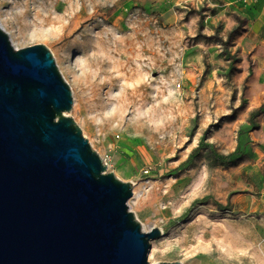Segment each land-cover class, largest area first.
<instances>
[{
    "label": "rangeland",
    "instance_id": "obj_1",
    "mask_svg": "<svg viewBox=\"0 0 264 264\" xmlns=\"http://www.w3.org/2000/svg\"><path fill=\"white\" fill-rule=\"evenodd\" d=\"M0 25L16 49L52 53L73 95L67 116L107 172L133 184L143 231H163L150 264H264V200L239 165L254 156L252 126H239L234 150L216 135L246 85L220 114L201 102L212 62L199 75L185 54L198 31H172L135 0H0Z\"/></svg>",
    "mask_w": 264,
    "mask_h": 264
},
{
    "label": "water",
    "instance_id": "obj_2",
    "mask_svg": "<svg viewBox=\"0 0 264 264\" xmlns=\"http://www.w3.org/2000/svg\"><path fill=\"white\" fill-rule=\"evenodd\" d=\"M73 102L50 50L16 49L0 25V264H150L163 231H143Z\"/></svg>",
    "mask_w": 264,
    "mask_h": 264
},
{
    "label": "crops",
    "instance_id": "obj_3",
    "mask_svg": "<svg viewBox=\"0 0 264 264\" xmlns=\"http://www.w3.org/2000/svg\"><path fill=\"white\" fill-rule=\"evenodd\" d=\"M135 1L137 5L159 14V19L172 31L200 33L191 47L186 48L185 54L196 59V63L191 62L190 71L195 67L199 75H203L206 69L205 60L212 62L211 80L204 82L200 90L201 102L211 101L220 114V110L235 99L239 103L234 92L245 82L243 100L235 106L238 109L244 105V108L238 111L234 120L222 124L216 132L221 146L234 150L239 126L250 125L251 111L264 103V0ZM236 17L244 21L242 31L228 47L229 51L223 53L222 42L219 43L218 39L227 40L229 33L238 25ZM225 77L230 82H224ZM232 81H236L237 87ZM256 125L248 135L254 156L249 162L244 160L239 165L241 172L250 179H246L250 197L258 195L264 200V114L257 119Z\"/></svg>",
    "mask_w": 264,
    "mask_h": 264
},
{
    "label": "trees",
    "instance_id": "obj_4",
    "mask_svg": "<svg viewBox=\"0 0 264 264\" xmlns=\"http://www.w3.org/2000/svg\"><path fill=\"white\" fill-rule=\"evenodd\" d=\"M244 25V21H242L241 19H238V25L237 27H235L228 35L227 40L226 41H221L223 46L229 47L232 42L240 35L242 28ZM244 108V105H241L238 109H235L234 112H237L241 109ZM264 114V103L261 107H259L258 109H255L253 111H251L250 116H249V124L252 126L251 128H256V121L257 119ZM235 118V116L230 117L229 119H233Z\"/></svg>",
    "mask_w": 264,
    "mask_h": 264
},
{
    "label": "bare ground",
    "instance_id": "obj_5",
    "mask_svg": "<svg viewBox=\"0 0 264 264\" xmlns=\"http://www.w3.org/2000/svg\"><path fill=\"white\" fill-rule=\"evenodd\" d=\"M154 252H155V248H154V246H152V250H150V261L154 255Z\"/></svg>",
    "mask_w": 264,
    "mask_h": 264
},
{
    "label": "built area",
    "instance_id": "obj_6",
    "mask_svg": "<svg viewBox=\"0 0 264 264\" xmlns=\"http://www.w3.org/2000/svg\"><path fill=\"white\" fill-rule=\"evenodd\" d=\"M175 89L180 90L181 89V84L176 85V88ZM104 163L107 164L105 161H104Z\"/></svg>",
    "mask_w": 264,
    "mask_h": 264
}]
</instances>
